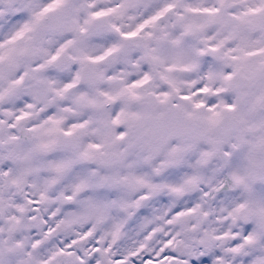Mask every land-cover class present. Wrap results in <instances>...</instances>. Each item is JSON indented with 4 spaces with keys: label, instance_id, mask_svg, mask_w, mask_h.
I'll list each match as a JSON object with an SVG mask.
<instances>
[{
    "label": "snow or ice",
    "instance_id": "snow-or-ice-1",
    "mask_svg": "<svg viewBox=\"0 0 264 264\" xmlns=\"http://www.w3.org/2000/svg\"><path fill=\"white\" fill-rule=\"evenodd\" d=\"M0 264H264V0H0Z\"/></svg>",
    "mask_w": 264,
    "mask_h": 264
}]
</instances>
